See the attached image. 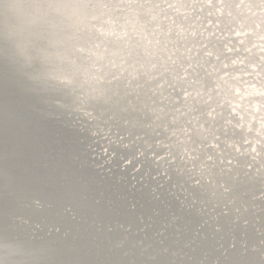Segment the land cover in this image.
Returning <instances> with one entry per match:
<instances>
[{
    "label": "water",
    "instance_id": "1",
    "mask_svg": "<svg viewBox=\"0 0 264 264\" xmlns=\"http://www.w3.org/2000/svg\"><path fill=\"white\" fill-rule=\"evenodd\" d=\"M152 1L0 0V223L33 255L17 264H264V0ZM135 15L150 52L176 44L130 102L99 45Z\"/></svg>",
    "mask_w": 264,
    "mask_h": 264
},
{
    "label": "bare ground",
    "instance_id": "2",
    "mask_svg": "<svg viewBox=\"0 0 264 264\" xmlns=\"http://www.w3.org/2000/svg\"><path fill=\"white\" fill-rule=\"evenodd\" d=\"M126 1L127 4H132L133 2H137L138 4H140V6H151V4L154 3V1L152 0H147L148 5H144L143 0H126ZM133 5H131V8L133 7ZM131 8H129V10ZM146 9L149 11L152 10L150 7H147ZM125 19H128V17L125 16L121 22L119 21L117 22L116 20L112 21L116 31L120 32L121 30H124L123 34L120 35L122 36L121 39L118 38L117 32L116 34L112 32H108V30H110L112 27L110 29H105L104 31L103 30L101 31L103 33L102 34L103 39L100 42L99 50L102 52L104 57L102 66L104 73L107 75L106 79L109 82L108 83L109 87L122 88L123 83L128 81L129 82L128 87L126 89L124 88V90H126L127 99L130 102H132L133 99L135 98L136 101L139 102L140 97L142 96V91H143L142 87H144L145 85V79L141 74L143 69L137 70V67L142 66L141 63L147 59L149 61L157 62L156 59H152L151 52L158 53L162 49L164 44L166 45V47H168L170 45L169 42H173V40L169 36L165 37V39H162L161 36H159L158 38H151L152 42L151 41L149 42L152 43L151 46H153V49L150 52V49L147 46H145L143 40L140 39L141 35L136 34L137 29L140 28L143 23H141L139 18L135 15L134 18L128 20L129 27H126L123 25ZM154 21H155V26L159 25L158 20L155 19ZM130 28H132V32L129 31ZM111 38H114L115 41L112 42ZM118 43H121V45H118ZM141 48H142V54L140 53L139 55V50H141ZM179 52L180 51L178 50L173 51L174 58H179ZM147 55H149L151 58H149V56ZM167 63L169 64L170 61H167ZM169 70L170 71L172 70L174 72V65L171 64ZM155 74L157 75V77L154 81L151 80V83H159L163 79H166V74L158 75L157 72H155ZM169 84L170 83H166L165 85L160 87V90L162 91L163 88H165ZM175 87H177V84H175L174 86H170L168 89L165 90V92ZM150 100L155 101L154 98H151ZM157 105L163 108L162 112L154 116V118L156 117V119L154 120V123L156 125L154 126V129L156 128L155 134L157 135L158 132L159 135L158 138L160 139L161 137L169 136V132H170L169 130L174 128L175 122H171L170 118L168 119L167 116H165V114H167V109L169 105V101L167 97L164 100H160L159 103H157ZM167 115L169 116V114ZM163 123L165 124L164 126L166 130L161 129V125ZM166 144H167L166 149H168V152H171V148L168 143V140L166 141ZM138 147L142 148L140 144H138ZM150 150L151 149H149V151ZM108 156L109 155H107V157ZM141 159L142 160L146 159L144 153L140 157L139 163L141 162ZM146 166L149 167L147 161L143 164L142 167L144 168ZM0 182L2 184V188L11 187V185L8 183V181H6V177L1 171H0ZM168 185L169 183L166 184V186ZM81 204L82 203H80L79 205ZM41 210L45 211L44 206L41 207ZM18 217L20 219H24L21 218L20 216ZM25 222H29V219L28 218L25 219ZM1 225L2 224L0 223V264H17L20 254L21 257H26L27 259L32 258L33 257L32 250L29 249L28 247H24V245H21L18 240H13L10 237H8V235H6V232L1 229Z\"/></svg>",
    "mask_w": 264,
    "mask_h": 264
}]
</instances>
